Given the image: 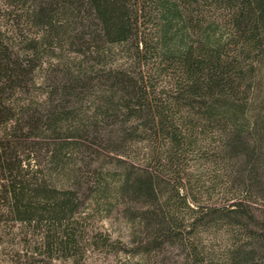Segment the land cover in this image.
Segmentation results:
<instances>
[{"label":"trees","instance_id":"1","mask_svg":"<svg viewBox=\"0 0 264 264\" xmlns=\"http://www.w3.org/2000/svg\"><path fill=\"white\" fill-rule=\"evenodd\" d=\"M85 199L122 264H264V0H0V264Z\"/></svg>","mask_w":264,"mask_h":264},{"label":"rangeland","instance_id":"2","mask_svg":"<svg viewBox=\"0 0 264 264\" xmlns=\"http://www.w3.org/2000/svg\"><path fill=\"white\" fill-rule=\"evenodd\" d=\"M109 209L104 212L100 206L85 199L80 206L81 218L71 229L75 244L68 250H60L55 245L42 246L37 230L30 229L20 254L11 252L12 264H122L121 254L114 253L109 243L126 240L129 224L122 218L118 206ZM6 231L7 228L0 245V256L10 253L6 241L12 235H6ZM66 252L71 256H64Z\"/></svg>","mask_w":264,"mask_h":264}]
</instances>
